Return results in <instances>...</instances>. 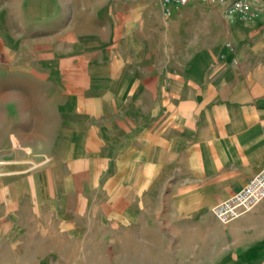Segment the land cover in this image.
Returning a JSON list of instances; mask_svg holds the SVG:
<instances>
[{"label": "rangeland", "instance_id": "374dc122", "mask_svg": "<svg viewBox=\"0 0 264 264\" xmlns=\"http://www.w3.org/2000/svg\"><path fill=\"white\" fill-rule=\"evenodd\" d=\"M153 1L0 0V264H202L213 234L226 239L185 216L191 204L148 170L153 150L122 170V117L161 114L123 91L162 85L155 69L178 87L193 62V28L163 23ZM165 110L173 163H187L197 142L179 133L183 110ZM190 174L168 181L179 190Z\"/></svg>", "mask_w": 264, "mask_h": 264}, {"label": "crops", "instance_id": "0c3cea01", "mask_svg": "<svg viewBox=\"0 0 264 264\" xmlns=\"http://www.w3.org/2000/svg\"><path fill=\"white\" fill-rule=\"evenodd\" d=\"M200 3L190 0L169 14L160 0L152 3L157 14L171 18L163 23L177 19L187 30L193 28L186 41L194 45L186 57L193 62L180 71L178 87L168 78L175 70L155 69L154 75L163 77L158 79L162 85L154 80L152 85H133L123 91L136 108L139 93L146 92L149 107L160 109L161 114L148 116L146 122L139 116L122 117V170L135 171L143 150H153L148 170L166 174L162 181L170 188V196L191 204L193 211L185 216L207 220L206 225L215 221L222 228L226 239L221 232L213 234V254L202 264H264V198L229 223L216 221L210 213L264 166V1H254L255 15L244 21L229 15L221 4L211 3V10L203 13ZM171 108L183 110L182 138L197 142L189 147V162L184 164L173 163L177 144L172 117L165 110ZM186 171L192 173L188 186L176 190L177 181L168 177L171 172Z\"/></svg>", "mask_w": 264, "mask_h": 264}, {"label": "built area", "instance_id": "2783aa9c", "mask_svg": "<svg viewBox=\"0 0 264 264\" xmlns=\"http://www.w3.org/2000/svg\"><path fill=\"white\" fill-rule=\"evenodd\" d=\"M166 14L190 0H160ZM213 4L225 5L228 14L239 19L254 17V1L259 0H204ZM264 198V166L252 176L240 189L214 207L216 217L227 223L256 206Z\"/></svg>", "mask_w": 264, "mask_h": 264}]
</instances>
